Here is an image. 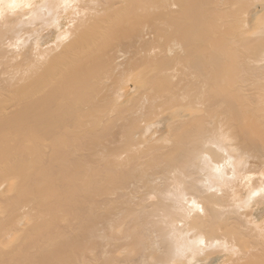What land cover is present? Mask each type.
<instances>
[{"label": "bare ground", "instance_id": "bare-ground-1", "mask_svg": "<svg viewBox=\"0 0 264 264\" xmlns=\"http://www.w3.org/2000/svg\"><path fill=\"white\" fill-rule=\"evenodd\" d=\"M0 264H264V0H0Z\"/></svg>", "mask_w": 264, "mask_h": 264}, {"label": "rangeland", "instance_id": "rangeland-1", "mask_svg": "<svg viewBox=\"0 0 264 264\" xmlns=\"http://www.w3.org/2000/svg\"><path fill=\"white\" fill-rule=\"evenodd\" d=\"M13 242H14V241H12L11 244H13ZM17 243H18V241H17V242H14V244H17Z\"/></svg>", "mask_w": 264, "mask_h": 264}]
</instances>
